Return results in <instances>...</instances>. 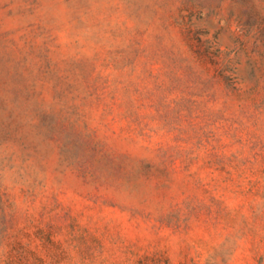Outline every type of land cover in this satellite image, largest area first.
Returning <instances> with one entry per match:
<instances>
[{"label":"rangeland","instance_id":"374dc122","mask_svg":"<svg viewBox=\"0 0 264 264\" xmlns=\"http://www.w3.org/2000/svg\"><path fill=\"white\" fill-rule=\"evenodd\" d=\"M0 264H264V0H0Z\"/></svg>","mask_w":264,"mask_h":264}]
</instances>
